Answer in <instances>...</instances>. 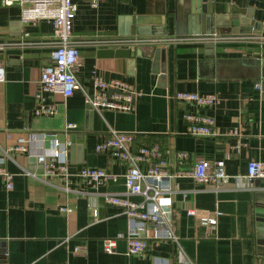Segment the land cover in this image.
Here are the masks:
<instances>
[{
    "label": "crops",
    "instance_id": "obj_1",
    "mask_svg": "<svg viewBox=\"0 0 264 264\" xmlns=\"http://www.w3.org/2000/svg\"><path fill=\"white\" fill-rule=\"evenodd\" d=\"M72 2L75 78L81 90L69 97L43 93V103L55 109L48 117H36L33 111L40 70L53 52L51 26L45 20L21 24L18 5L0 4V63L5 70L0 83V156L17 138L31 134L53 133L61 144L69 143L66 180L45 183L21 175H40L34 154L47 147L46 141L29 140L27 151L3 163L12 178L9 190L0 178V264H264V178H244L248 161L260 163L264 171V0H212L215 13L233 9L259 32L217 41L188 34L183 19L187 0H101L94 8L86 0ZM135 20L150 23L143 27L152 33L164 26L159 37L164 39L155 44L163 50L162 60L153 61L150 51L132 58L102 54L125 46L120 41L158 38L131 35ZM134 46L144 49L146 44ZM8 60L18 65L7 66ZM92 76L118 80L139 93L132 108L89 109L83 92L92 94ZM174 92L211 94L217 103L196 108L169 98ZM186 113L212 117L216 136L187 135ZM66 123L75 128L64 132ZM108 130L130 134L133 151L157 145L170 153L182 152L187 169L198 160L223 162L229 178L217 189L190 178L171 180L177 244L152 238L148 229L147 239L142 235L146 252L126 255L127 218L105 198H140L125 195V165L94 150ZM82 167L104 170L114 180L88 186L75 176ZM190 207L199 215L217 211L214 228L186 215ZM64 208L70 212H60ZM106 239L113 240L111 253L103 251Z\"/></svg>",
    "mask_w": 264,
    "mask_h": 264
},
{
    "label": "built area",
    "instance_id": "obj_2",
    "mask_svg": "<svg viewBox=\"0 0 264 264\" xmlns=\"http://www.w3.org/2000/svg\"><path fill=\"white\" fill-rule=\"evenodd\" d=\"M90 7H96L101 0H86ZM125 1V0H113ZM2 6L13 4L19 7V21L21 24L34 23L45 20L51 26L50 45L53 48L50 63L41 68L38 78V91L35 94L37 101L33 111L36 117H48L55 114L51 105L43 103L42 94H59L69 97L76 90H81L75 78L78 63L76 43L71 38L72 19L76 5L72 0H0ZM132 39L120 41V45H137L143 41L132 42ZM5 70L0 63V83L4 81ZM93 92L87 95L83 92L84 104L91 110L107 109L116 112H126L132 108L135 93L128 85L118 81H102L97 76L90 78ZM259 88L258 84L254 85ZM178 103L190 104L196 108H210L217 103L214 95H199L188 92H174L169 96ZM186 123L185 133L189 136L214 137L216 136L214 120L212 117L186 113L183 115ZM75 125L66 123L64 132L73 130ZM29 140L46 141L45 149H38L34 154L40 165V175L23 171L21 175L32 177L43 182L51 179H64L68 177V145L61 144L53 133L31 134L26 139L17 138L13 146L6 149L0 156V178L6 190L11 188L12 175L8 173L3 163L10 159V155L27 151ZM132 136L128 133L108 130L106 137L94 146L97 153H108L114 160L125 165L123 186L126 196H137L139 202L129 201L127 198L107 196L105 202L117 207L125 215L129 230L127 236L128 256H140L147 250V232L151 230V237L156 240L168 241L177 244L178 238L172 218L171 180L173 178H190L198 184L210 185L217 189L226 184L229 176L224 171L222 161L209 163L204 160L196 161L188 169L184 168L186 155L182 152H169L154 145L131 149ZM80 181L91 187H97L106 181H113L114 176L97 168L82 167L76 175ZM246 180L264 178V171L260 163L248 161L246 165ZM185 197V195H182ZM60 212L69 213L70 209H59ZM96 217L94 209L90 211ZM185 214L212 230L219 215L214 211L211 216L199 215L192 207L185 209ZM143 236L146 237L144 239ZM113 240L103 241V251L111 253Z\"/></svg>",
    "mask_w": 264,
    "mask_h": 264
},
{
    "label": "water",
    "instance_id": "obj_3",
    "mask_svg": "<svg viewBox=\"0 0 264 264\" xmlns=\"http://www.w3.org/2000/svg\"><path fill=\"white\" fill-rule=\"evenodd\" d=\"M212 0H187L185 4L184 21L188 34L199 36L203 40L207 41H217L221 38L227 37L228 35H252L258 36L259 32L256 27L249 26L247 19H240L239 12L233 9H227L223 13H215ZM246 18V16H245ZM150 23H143L138 20L134 21L133 33L137 37H158V38H136L132 39L133 43L137 41H143L145 43L144 49L135 48V44L129 46H123L120 48H111L103 51L107 56L111 57H122V58H132L133 56H138L140 54H145L144 52L152 53L153 61L162 60V49H156L155 44L162 41L164 38H159L164 35V26L160 33H152L144 25ZM155 25V24H151ZM159 25V24H156ZM193 27V31L190 29ZM189 30V31H188ZM138 43V42H137ZM211 44H208L210 47ZM145 56H148L147 54ZM143 55V57H145ZM12 58V57H11ZM8 58V59H11ZM17 63L7 61V66H16ZM159 73H163V68H159ZM73 139H70V144ZM72 150V148L70 147ZM2 251H0L1 253Z\"/></svg>",
    "mask_w": 264,
    "mask_h": 264
}]
</instances>
